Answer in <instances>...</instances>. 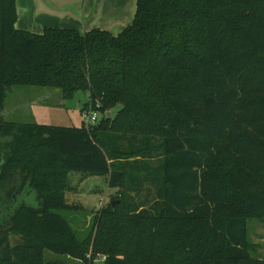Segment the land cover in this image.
I'll use <instances>...</instances> for the list:
<instances>
[{"label":"trees","instance_id":"trees-1","mask_svg":"<svg viewBox=\"0 0 264 264\" xmlns=\"http://www.w3.org/2000/svg\"><path fill=\"white\" fill-rule=\"evenodd\" d=\"M17 20L0 0V264H264L248 239L264 220V0H137L119 34ZM21 87L88 93L83 112L104 117L6 122ZM71 173L121 189L95 235L57 213L81 208Z\"/></svg>","mask_w":264,"mask_h":264},{"label":"rangeland","instance_id":"rangeland-1","mask_svg":"<svg viewBox=\"0 0 264 264\" xmlns=\"http://www.w3.org/2000/svg\"><path fill=\"white\" fill-rule=\"evenodd\" d=\"M79 1L73 0L72 4L64 6L65 10L55 7L56 12L58 14L68 10L70 12H78L75 11V8ZM130 2L132 6L135 5L137 7V0H130ZM52 4L54 5L52 0H40V5H44V7H51ZM72 19L76 20V17L73 16ZM85 20V13H83V16L78 18V22L83 24ZM61 95L59 90L37 87L14 89L8 95L4 120L11 123H35L56 127H81L83 123L87 126L89 115L83 112V109L89 102L88 93H79L71 101H65ZM120 108L112 110L110 112L111 116L114 117ZM97 115L98 122H101L104 117L103 114L97 113ZM70 185L73 190L67 192V202L81 208L76 211L61 210L57 211V213L69 222L80 237H84L91 232L95 235L97 226L94 228V218L101 216L100 211L102 208L115 196L120 195L121 189H110L108 180L104 176H90L80 173L70 174ZM248 239L257 247L258 253L264 255V220L254 219L248 222ZM47 258L57 259L56 256L50 253L47 254ZM63 260L72 263L69 259Z\"/></svg>","mask_w":264,"mask_h":264},{"label":"crops","instance_id":"crops-1","mask_svg":"<svg viewBox=\"0 0 264 264\" xmlns=\"http://www.w3.org/2000/svg\"><path fill=\"white\" fill-rule=\"evenodd\" d=\"M52 1L54 5L44 7L40 5V0H17L16 28L36 34H42L44 29L49 27L76 29L82 33L101 29L119 34L132 24L136 13V7L132 6L130 0H80L75 8L78 12L68 10L58 14L56 8L65 10L64 6L72 4L73 0ZM83 13L86 20L81 24L78 18L83 16ZM73 16L76 20L72 19Z\"/></svg>","mask_w":264,"mask_h":264},{"label":"built area","instance_id":"built-area-1","mask_svg":"<svg viewBox=\"0 0 264 264\" xmlns=\"http://www.w3.org/2000/svg\"><path fill=\"white\" fill-rule=\"evenodd\" d=\"M99 108H100V104L97 103L96 108L95 106H90L88 112H86V114L89 115V121L87 127L95 126L98 123L97 113H100L98 111Z\"/></svg>","mask_w":264,"mask_h":264},{"label":"flooded vegetation","instance_id":"flooded-vegetation-1","mask_svg":"<svg viewBox=\"0 0 264 264\" xmlns=\"http://www.w3.org/2000/svg\"><path fill=\"white\" fill-rule=\"evenodd\" d=\"M1 163H2V161L0 159V166H1ZM5 216H6L5 211L3 209H0V222L5 221ZM1 226L5 227L3 222L1 223ZM10 239H11V241H13V240L17 241L18 240V239H15L14 236H11Z\"/></svg>","mask_w":264,"mask_h":264},{"label":"water","instance_id":"water-1","mask_svg":"<svg viewBox=\"0 0 264 264\" xmlns=\"http://www.w3.org/2000/svg\"><path fill=\"white\" fill-rule=\"evenodd\" d=\"M113 205H115V204L113 203Z\"/></svg>","mask_w":264,"mask_h":264}]
</instances>
